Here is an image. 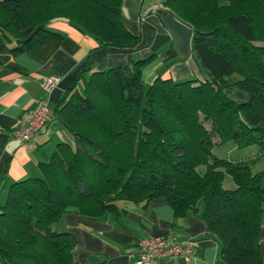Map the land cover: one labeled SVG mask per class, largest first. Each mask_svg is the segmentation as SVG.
<instances>
[{
	"label": "trees",
	"instance_id": "obj_1",
	"mask_svg": "<svg viewBox=\"0 0 264 264\" xmlns=\"http://www.w3.org/2000/svg\"><path fill=\"white\" fill-rule=\"evenodd\" d=\"M124 0H0V33L22 38L15 53L63 35L62 21L101 46L135 48L123 25ZM193 28V50L209 79L156 78L147 88L132 67L96 72L70 88L54 111L68 135L56 145L42 177L8 188L0 208V264H78L77 241L54 226L74 209L97 218L118 202L165 198L177 218L201 212L220 244L223 264H264V171L212 152L221 143L264 153V0H168ZM82 78V75H81ZM230 178L234 187L225 188ZM201 208L198 209V205Z\"/></svg>",
	"mask_w": 264,
	"mask_h": 264
},
{
	"label": "crops",
	"instance_id": "obj_2",
	"mask_svg": "<svg viewBox=\"0 0 264 264\" xmlns=\"http://www.w3.org/2000/svg\"><path fill=\"white\" fill-rule=\"evenodd\" d=\"M167 1H123V25L140 38L135 48L101 46L81 28L62 21L49 26L63 35L61 40H51L19 53L13 49L21 46L33 29L22 38L0 33V208L6 203L11 185L42 177L40 164L48 162L56 145L68 138L57 117L29 142L21 143L12 136L21 116L34 107L35 101L47 98L54 112L70 88L77 83L80 88L83 83L79 79L111 68L132 67L135 62L150 57L154 58L142 71L145 85L158 77L175 82L209 79L193 50V28L166 6ZM52 75L58 76L60 82L48 94L43 83ZM116 205L117 213H105L97 218L71 209L54 226L57 231L75 237L73 256L78 264H136L138 243L148 236L197 242L193 257L149 264H223L220 244L209 232L200 211L177 218L165 198ZM260 245L264 257V221Z\"/></svg>",
	"mask_w": 264,
	"mask_h": 264
},
{
	"label": "built area",
	"instance_id": "obj_3",
	"mask_svg": "<svg viewBox=\"0 0 264 264\" xmlns=\"http://www.w3.org/2000/svg\"><path fill=\"white\" fill-rule=\"evenodd\" d=\"M60 82L56 75L45 78L43 90L50 93ZM54 119V112L49 107L47 98L35 101L34 107L21 116L18 127L13 131L12 136L26 143L33 140L38 132L51 124ZM195 240L175 242L168 236H148L138 243L136 264H149L154 261H173L179 257L190 258L196 255Z\"/></svg>",
	"mask_w": 264,
	"mask_h": 264
},
{
	"label": "rangeland",
	"instance_id": "obj_4",
	"mask_svg": "<svg viewBox=\"0 0 264 264\" xmlns=\"http://www.w3.org/2000/svg\"><path fill=\"white\" fill-rule=\"evenodd\" d=\"M150 85L145 86L148 88ZM82 89L83 84L80 85V90L82 91ZM205 125L212 131L211 138L214 143L212 146V152L215 156L228 159L233 162H248L251 165L253 173L264 171V153L261 152L258 146L254 145L247 148H238L236 143L233 141L221 143V139L216 132L213 131L212 125L208 122ZM224 186L229 189L232 186L234 187V184L230 178H227Z\"/></svg>",
	"mask_w": 264,
	"mask_h": 264
}]
</instances>
